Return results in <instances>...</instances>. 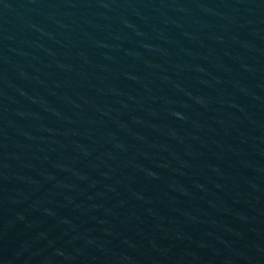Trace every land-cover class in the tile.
<instances>
[{
    "label": "water",
    "instance_id": "1",
    "mask_svg": "<svg viewBox=\"0 0 264 264\" xmlns=\"http://www.w3.org/2000/svg\"><path fill=\"white\" fill-rule=\"evenodd\" d=\"M0 264H264V0H0Z\"/></svg>",
    "mask_w": 264,
    "mask_h": 264
}]
</instances>
